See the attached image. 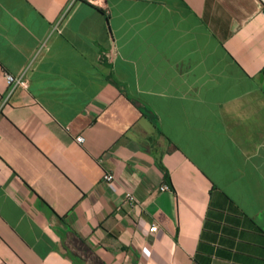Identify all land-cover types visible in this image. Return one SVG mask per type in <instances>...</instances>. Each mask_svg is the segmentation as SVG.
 Here are the masks:
<instances>
[{
  "label": "crops",
  "instance_id": "1",
  "mask_svg": "<svg viewBox=\"0 0 264 264\" xmlns=\"http://www.w3.org/2000/svg\"><path fill=\"white\" fill-rule=\"evenodd\" d=\"M0 264H264L260 0H0Z\"/></svg>",
  "mask_w": 264,
  "mask_h": 264
},
{
  "label": "built area",
  "instance_id": "2",
  "mask_svg": "<svg viewBox=\"0 0 264 264\" xmlns=\"http://www.w3.org/2000/svg\"><path fill=\"white\" fill-rule=\"evenodd\" d=\"M74 1H84L87 3H94L95 0H74ZM262 2V5L264 6V0H260ZM25 74L26 72H24L23 74H21L20 76L14 77L13 75L10 74H5V79L8 83V93H7V97H6V101L12 96L14 95V93L20 89V88H27V80L25 78ZM76 141L80 144L84 143V137L80 136L76 138ZM104 181L107 183H112L115 181V177L114 175L107 173L104 175ZM169 187L167 185H163L161 187V191H168ZM127 199L131 202L135 201V198L131 195L127 196ZM159 229L157 224H153L150 228V232L151 233H155L157 232Z\"/></svg>",
  "mask_w": 264,
  "mask_h": 264
}]
</instances>
